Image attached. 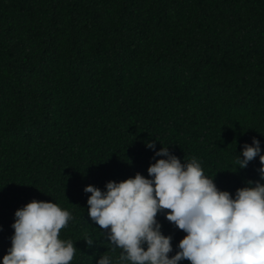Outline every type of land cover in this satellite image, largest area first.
Here are the masks:
<instances>
[{
    "label": "trees",
    "instance_id": "1",
    "mask_svg": "<svg viewBox=\"0 0 264 264\" xmlns=\"http://www.w3.org/2000/svg\"><path fill=\"white\" fill-rule=\"evenodd\" d=\"M254 137L264 154V0H0V264L34 199L74 215L72 264L115 259L85 187L148 177L152 141L234 196L264 183L234 165Z\"/></svg>",
    "mask_w": 264,
    "mask_h": 264
},
{
    "label": "clouds",
    "instance_id": "2",
    "mask_svg": "<svg viewBox=\"0 0 264 264\" xmlns=\"http://www.w3.org/2000/svg\"><path fill=\"white\" fill-rule=\"evenodd\" d=\"M153 150L156 160L148 177L110 181L102 190L88 185V215L99 226L117 258L102 255L97 264H264V183L249 181L235 195L221 190L215 178L205 174L201 161H181L169 147ZM255 137L245 143L234 165L238 169L259 157L264 181V154ZM186 235L174 248L158 216ZM74 215L55 202L32 200L15 212L11 247L2 264H72L77 247L61 231ZM106 230V231H103ZM84 241L93 245L90 237ZM175 253L174 255H170Z\"/></svg>",
    "mask_w": 264,
    "mask_h": 264
}]
</instances>
